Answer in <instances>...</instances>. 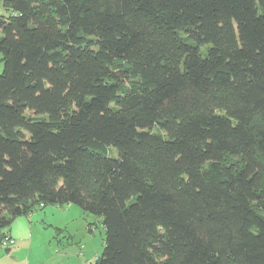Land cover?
<instances>
[{"label": "trees", "instance_id": "trees-1", "mask_svg": "<svg viewBox=\"0 0 264 264\" xmlns=\"http://www.w3.org/2000/svg\"><path fill=\"white\" fill-rule=\"evenodd\" d=\"M0 2V229L74 203L90 264H264V0Z\"/></svg>", "mask_w": 264, "mask_h": 264}, {"label": "rangeland", "instance_id": "rangeland-1", "mask_svg": "<svg viewBox=\"0 0 264 264\" xmlns=\"http://www.w3.org/2000/svg\"><path fill=\"white\" fill-rule=\"evenodd\" d=\"M0 15L7 17L9 11L2 7L0 2ZM0 54V58H1ZM3 68V62L0 60V72ZM114 150H111V154ZM30 218L27 215H19L15 217L10 226H15L22 230H26L29 226L32 227L34 237L43 236L47 233H54L56 227H59L61 240L64 245L69 246L70 252L77 250V253L84 255V263L90 264V260L97 258L101 255L104 247V227L101 219L98 216L84 212L80 206L74 203L68 204H47L42 208L35 207ZM28 215V216H29ZM32 217H35L32 223ZM31 220V221H29ZM31 224V225H29ZM8 227L0 229V235L7 234ZM11 245V244H10ZM2 244V237L0 236V264H9V258H5L2 252L5 253Z\"/></svg>", "mask_w": 264, "mask_h": 264}, {"label": "crops", "instance_id": "crops-1", "mask_svg": "<svg viewBox=\"0 0 264 264\" xmlns=\"http://www.w3.org/2000/svg\"><path fill=\"white\" fill-rule=\"evenodd\" d=\"M34 210L25 214L28 219L34 214ZM34 219L35 217H32V223ZM60 231L62 230L56 227L54 233H43V236L34 237L31 226L26 230L15 226L8 227L7 234L14 239V243L8 246L2 255L9 258V264H85L84 255L78 254L77 250L70 252L69 246L63 244L62 237L59 238ZM93 260H90V263Z\"/></svg>", "mask_w": 264, "mask_h": 264}, {"label": "built area", "instance_id": "built-area-1", "mask_svg": "<svg viewBox=\"0 0 264 264\" xmlns=\"http://www.w3.org/2000/svg\"><path fill=\"white\" fill-rule=\"evenodd\" d=\"M13 243H14V239L8 234H4L2 236V244L5 245L4 247H8L10 246V244L12 245Z\"/></svg>", "mask_w": 264, "mask_h": 264}]
</instances>
